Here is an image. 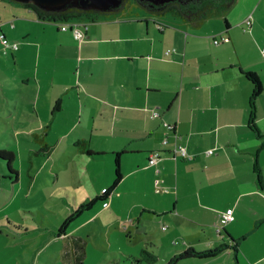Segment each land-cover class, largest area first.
Here are the masks:
<instances>
[{
    "label": "crops",
    "instance_id": "crops-1",
    "mask_svg": "<svg viewBox=\"0 0 264 264\" xmlns=\"http://www.w3.org/2000/svg\"><path fill=\"white\" fill-rule=\"evenodd\" d=\"M251 11L249 26L243 19ZM217 17L222 16L160 30L151 16L87 21L79 26L84 36L76 39L61 22L0 0V35L17 43L4 52L0 40V135L11 147L0 149L11 151L12 162L18 158L20 164L31 160L30 152L49 162L83 164L84 200L112 182L115 152L124 150L121 177L107 204L96 201L91 209L123 212L115 197L124 196L129 208L141 204L149 214L162 215L159 220L172 224L171 238L178 233L185 246L173 254L241 240L247 233L236 229L237 215L253 214L250 233L264 223V0H235L225 13L227 25L216 24ZM217 35L226 39L214 43ZM244 71L261 82L253 105V84ZM174 143L193 158L169 157L166 149ZM152 150L161 158L148 164ZM0 166L1 179L15 183L19 173L13 165L14 176L2 157ZM155 178L168 191L155 192ZM227 209L233 219L216 234L217 214ZM0 221L13 225L9 217ZM140 234L141 240L148 237L145 230Z\"/></svg>",
    "mask_w": 264,
    "mask_h": 264
},
{
    "label": "rangeland",
    "instance_id": "rangeland-1",
    "mask_svg": "<svg viewBox=\"0 0 264 264\" xmlns=\"http://www.w3.org/2000/svg\"><path fill=\"white\" fill-rule=\"evenodd\" d=\"M87 1L64 0L61 5L84 6ZM165 1L167 0H137L152 7H159ZM180 1L185 3L189 0ZM119 2L117 0V4ZM137 10L145 13L140 7ZM249 13L252 14V21L253 13ZM217 18L216 24L223 23V17ZM2 135L0 145L11 148ZM65 151L69 157L71 150L67 148ZM30 153L31 160L23 159V164H20L21 161L15 158L12 162L19 173L15 183L0 177V219L9 217L13 221V225L0 221V264H165L174 251L185 247L178 233L173 235H176L175 239L171 238L173 228L167 219L159 220L162 215L149 214L141 204L138 208H129L128 203L131 201L124 196L115 197L122 201L119 208L124 209L123 212L108 213L99 209V205L95 209H84L68 222L66 233L58 234L61 222L77 209L88 192V181L80 178L86 179L83 164L66 165L58 158L49 162L43 159L42 154ZM2 173L0 166V174ZM65 187L67 191L63 189ZM152 197L153 195L146 201L153 202L150 199ZM137 198L130 195L133 201ZM237 209L242 212L240 206ZM126 214L134 220L127 219ZM252 215L246 212L237 215L236 229L247 234L238 241L236 257L230 249L216 259L187 257L178 259L173 264H264V223L250 233ZM122 217L126 219L123 220ZM127 227L131 236L124 238V234L128 233ZM213 229L215 230V226ZM120 230H125L123 235ZM144 230L149 238L141 240L139 236ZM177 231L181 232L178 228ZM228 239L225 238L226 241ZM72 241L80 244L83 251L80 252ZM149 253L156 258L150 260Z\"/></svg>",
    "mask_w": 264,
    "mask_h": 264
},
{
    "label": "trees",
    "instance_id": "trees-1",
    "mask_svg": "<svg viewBox=\"0 0 264 264\" xmlns=\"http://www.w3.org/2000/svg\"><path fill=\"white\" fill-rule=\"evenodd\" d=\"M13 1L19 2L24 6L31 8L35 12L36 16L42 20L59 21V22H64V21L87 22V21H96L101 19H113L116 17L127 16V15H134V16L140 15L143 16L144 18H149L151 16L152 18L155 19L157 25L164 28L169 25L180 27L185 23L200 24L205 19L212 16H222L225 25H227L225 13L235 0H192V1L189 0L188 2L185 3L180 0H168L165 1L163 5L159 7H152L144 3H139L137 2V0H120L118 4L109 6L104 9L88 7V6H78L74 4H64L59 7L45 8L37 3L30 2L27 0H13ZM138 7L143 9L145 13L138 11L137 10ZM157 28L159 30L162 29L159 27ZM244 73L251 80L253 84L251 97H250L251 105H253V100L255 96L261 92L262 89L261 82L258 76L256 75V73L252 71H244ZM250 119H252V115ZM253 127L254 129H256L254 125ZM172 146L166 149L169 157L171 154ZM123 151L124 150H119L115 152L114 155L115 177L112 180V182L107 187H105L100 194H97L87 200L80 202L79 205L77 206V209H75L73 213L69 214L61 222V224L58 227V232H57L58 234H62L66 230L68 222L73 220L84 209H89L96 201H101L102 203L105 201V198L110 194V192L113 190V188L115 187V185L117 184V182L121 177L118 167H119V155ZM86 152L92 153L90 150H87ZM0 157H2L6 161L5 168L7 173L13 176L16 175L17 171L11 165L14 154L9 150L0 149ZM177 157L181 159L193 158L192 155L191 158H185L180 154H176L175 158ZM243 237L244 236H241V238ZM231 241H232L231 244L220 243L213 248H208L203 250H196L193 247L185 248L180 252L173 254L165 262V264H173L174 261L187 257L214 256L215 254L227 248L228 245L232 248V251L234 252L236 257L238 239L232 238ZM72 242L77 247V249H79L80 252L83 251V248L80 246V244H77L74 241ZM155 258L156 257L154 254L149 253L150 260H154ZM79 263L80 262H78V264Z\"/></svg>",
    "mask_w": 264,
    "mask_h": 264
},
{
    "label": "built area",
    "instance_id": "built-area-1",
    "mask_svg": "<svg viewBox=\"0 0 264 264\" xmlns=\"http://www.w3.org/2000/svg\"><path fill=\"white\" fill-rule=\"evenodd\" d=\"M251 13H249L248 15H246L243 19L244 23L246 25H249L251 24ZM85 22H79V21H64V22H61V26L60 28L61 29H69L73 36L76 38V39H81L83 36H84V32L83 30L79 27L80 25H83ZM157 27L159 28H162L161 26L157 25ZM226 37L223 36V35H217V36H214L213 38V42L214 43H218L219 41L221 40H225ZM0 40H1V43L3 45V51L6 52L8 49H15L17 48V43L14 42V41H9L5 36L3 35H0ZM169 49H167L168 51ZM261 53L263 54L264 56V48H261ZM152 115H157V111L156 110H153L152 111ZM163 125L167 128V129H171L173 127V125L169 122H163ZM162 143L163 144H166L167 143V139L166 138H163L162 140ZM176 154H180L181 156L185 157V158H191V155L187 152L185 146L181 145V144H173L172 148H171V154H170V157L171 158H175ZM161 158V154L159 152V150H152L149 152L148 154V158H147V161H148V164H155L159 159ZM153 189L155 192H163V191H168V188L165 187V186H162L160 183H159V180L158 178H155L153 180ZM103 206H105L107 204L106 201H104L103 203ZM217 222L214 223V226H215V231L220 234L224 227V225L233 219V214L231 212V210L227 209V210H222V211H219L218 214H217Z\"/></svg>",
    "mask_w": 264,
    "mask_h": 264
},
{
    "label": "water",
    "instance_id": "water-1",
    "mask_svg": "<svg viewBox=\"0 0 264 264\" xmlns=\"http://www.w3.org/2000/svg\"><path fill=\"white\" fill-rule=\"evenodd\" d=\"M27 1L37 3L45 8H54L61 6V3L64 0H27ZM116 4H117V0H88L87 4L84 6L104 9Z\"/></svg>",
    "mask_w": 264,
    "mask_h": 264
},
{
    "label": "flooded vegetation",
    "instance_id": "flooded-vegetation-1",
    "mask_svg": "<svg viewBox=\"0 0 264 264\" xmlns=\"http://www.w3.org/2000/svg\"><path fill=\"white\" fill-rule=\"evenodd\" d=\"M167 1H168V0H167ZM162 5H163V4H162ZM162 5H161V6H162Z\"/></svg>",
    "mask_w": 264,
    "mask_h": 264
}]
</instances>
